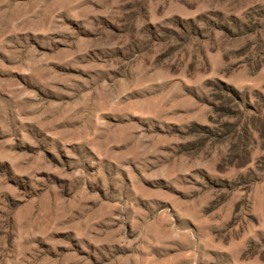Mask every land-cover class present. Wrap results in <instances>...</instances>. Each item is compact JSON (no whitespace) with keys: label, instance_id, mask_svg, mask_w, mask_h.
<instances>
[{"label":"rangeland","instance_id":"374dc122","mask_svg":"<svg viewBox=\"0 0 264 264\" xmlns=\"http://www.w3.org/2000/svg\"><path fill=\"white\" fill-rule=\"evenodd\" d=\"M0 264H264V0H0Z\"/></svg>","mask_w":264,"mask_h":264}]
</instances>
